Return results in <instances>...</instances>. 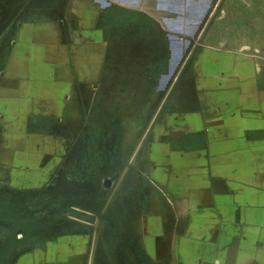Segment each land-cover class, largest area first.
I'll use <instances>...</instances> for the list:
<instances>
[{
  "label": "crops",
  "instance_id": "1",
  "mask_svg": "<svg viewBox=\"0 0 264 264\" xmlns=\"http://www.w3.org/2000/svg\"><path fill=\"white\" fill-rule=\"evenodd\" d=\"M172 1L183 2L0 0V132L48 133L39 147L49 154L38 162L48 165L54 203L42 234L8 221L0 199V264H264V77L240 56L220 66L209 44L185 52L203 48L211 59L185 58L182 21L167 17ZM121 103L124 121L104 124ZM72 132L80 133L73 143L63 135ZM104 132H122V140L114 134L105 143ZM104 144L110 167L95 154L93 186L87 149ZM25 146L0 139V149ZM119 148L135 157L122 180L134 204L118 205L112 231L90 247L93 224L65 207L89 212L82 197L119 182ZM16 152H0V165L24 164Z\"/></svg>",
  "mask_w": 264,
  "mask_h": 264
},
{
  "label": "rangeland",
  "instance_id": "2",
  "mask_svg": "<svg viewBox=\"0 0 264 264\" xmlns=\"http://www.w3.org/2000/svg\"><path fill=\"white\" fill-rule=\"evenodd\" d=\"M181 4H172L170 2L169 7H174L173 12H167L168 18L173 16H177L182 21V26L180 27L181 35L179 38L181 39V43L184 46L185 58L188 57L190 51H187V48L191 47L193 44H205L212 45L215 48V59L216 61H222L220 66L224 65V61L227 62V57L231 55V58L240 56L241 59H247L252 64L253 74L263 76L264 77V0H182ZM163 0H157V6L160 8H164V4L162 6ZM176 7V9H175ZM164 10V9H163ZM166 11V10H164ZM163 11V12H164ZM164 26H166L167 32L170 34L174 32L173 29H170L171 26L168 22L161 20ZM177 32V31H176ZM175 39V36H167V42L169 43ZM199 48H197L198 50ZM200 48L198 51H194L191 53V58L197 59H211L213 52H206ZM229 60V59H228ZM228 65V64H227ZM2 69H0V74ZM264 86V84H263ZM88 111L89 113L87 117V122H95L93 110H95L98 101L92 100L89 102ZM80 105V102H78ZM124 105V104H123ZM122 103L120 104V110L118 109V105H116L114 111L110 110V114L105 116L103 119L104 124H111L113 122H122L124 118H120L118 120V111H122ZM92 111V112H91ZM116 112L113 116L112 113ZM91 113V115H90ZM1 118V117H0ZM22 119L24 117H21ZM30 127V126H28ZM88 140H94L97 133L88 132ZM116 135L119 141L122 140L123 133H112V132H104L98 133V136H102L100 140L105 141H113L112 136ZM47 135L46 132H32V131H24L13 132V131H1L0 139H5L7 143H19L24 142L26 145L24 148H12L7 147L0 149L2 156L13 155V152L17 150L16 153L18 155H22L25 160L24 164L16 165V164H3L0 165V169L2 170V175L0 179V191L1 200H6L9 208L6 206V215L7 220L12 221L13 218L17 217V219L22 222V228L27 232H39L46 233L47 228L42 227L41 225L44 218H47L50 215V210L52 209L53 198L48 196L47 194V180L46 173L48 165L46 163L38 162V159L42 157H47L49 154V148L39 147V140L46 141L47 143ZM67 138L71 137L72 143L79 138V132L72 133H63ZM92 136V137H91ZM70 142V141H69ZM90 145V144H89ZM107 145L100 146L96 149H87L88 154H91L88 162V170L87 173L83 171V163L81 167L77 163L74 165V168L79 172V168L81 169V175L86 173L89 180L91 179L92 185L94 186V177H95V154L97 153L100 158V161L104 162V170L109 169V165L106 161L110 160L112 157L111 148L105 147ZM109 146V145H108ZM73 150L72 148H67V153ZM77 153L80 154V149H74ZM120 154L118 155V159L120 160V175L119 182L117 180L113 181H105L104 195H87L82 197L84 202H82L83 206L86 204V208L90 213L101 212L108 219L111 220L114 209H116L119 205V208L133 206L134 204V195H128L127 193L123 194V190L126 188H122L123 185V175L127 173L130 168V165L135 161V157L133 155L128 154V150L126 148L118 149ZM85 149H81L82 154H84ZM91 158V159H90ZM27 161V162H26ZM90 162L92 164H90ZM13 168H22L21 174L19 172H12V180H8L9 171ZM75 171V170H74ZM76 173V172H75ZM107 174V173H106ZM45 178V180H44ZM12 181V183H11ZM43 183V184H41ZM119 183L120 187V195H112L111 191L113 188L117 189V185ZM16 184V186H14ZM18 185V186H17ZM122 188V189H121ZM94 191V190H93ZM110 192V193H109ZM17 197H16V195ZM17 199L18 202H14ZM15 204L17 210L15 211ZM12 205V207H11ZM5 212V211H2ZM1 212V213H2ZM128 212L125 214V219L128 217ZM113 215L116 218H119V213L116 211ZM124 219V218H120ZM112 221V220H111ZM113 226L104 223L101 220H96L93 223V234L91 239L90 247H96V244L101 239L102 233H106V231H112ZM122 232L116 233L117 235H123ZM115 234V233H114Z\"/></svg>",
  "mask_w": 264,
  "mask_h": 264
},
{
  "label": "water",
  "instance_id": "3",
  "mask_svg": "<svg viewBox=\"0 0 264 264\" xmlns=\"http://www.w3.org/2000/svg\"><path fill=\"white\" fill-rule=\"evenodd\" d=\"M65 210L69 216H72L73 218L85 221L90 224L95 223V221L98 219L108 225H111V222L109 221V219L101 212L89 213V212L81 211L79 209H75L70 206H66Z\"/></svg>",
  "mask_w": 264,
  "mask_h": 264
}]
</instances>
